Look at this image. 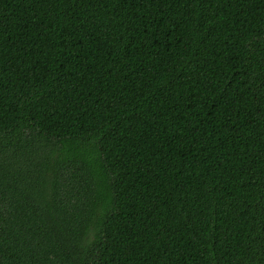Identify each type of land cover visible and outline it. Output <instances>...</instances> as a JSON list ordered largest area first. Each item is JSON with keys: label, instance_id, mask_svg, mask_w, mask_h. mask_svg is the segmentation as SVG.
Masks as SVG:
<instances>
[{"label": "trees", "instance_id": "1", "mask_svg": "<svg viewBox=\"0 0 264 264\" xmlns=\"http://www.w3.org/2000/svg\"><path fill=\"white\" fill-rule=\"evenodd\" d=\"M0 264H264V0H0Z\"/></svg>", "mask_w": 264, "mask_h": 264}]
</instances>
